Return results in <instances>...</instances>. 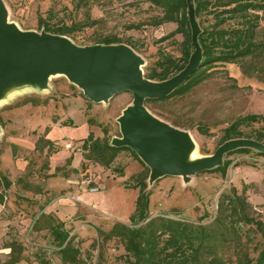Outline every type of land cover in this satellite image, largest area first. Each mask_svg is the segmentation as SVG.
I'll use <instances>...</instances> for the list:
<instances>
[{"label":"rangeland","instance_id":"obj_1","mask_svg":"<svg viewBox=\"0 0 264 264\" xmlns=\"http://www.w3.org/2000/svg\"><path fill=\"white\" fill-rule=\"evenodd\" d=\"M2 3L6 21L21 31L55 34L45 26L85 22L87 25L62 36L80 46L102 44L99 41L105 36H116L140 57L144 77L156 69L158 50L180 55L181 35L167 36L176 24L154 25L161 9L145 0ZM260 14L258 33L264 41V13ZM208 72L207 79L186 94L145 105L152 116L188 133L196 146L195 156L212 154L221 144L224 128L237 117L264 114V51L241 63L216 65ZM131 103L130 91L92 102L61 74L48 76L45 86L4 85L0 94V171L12 181L21 180L11 186L0 204V264L7 260L9 249L4 245L11 239L24 247L22 260L15 264H39L36 252L51 264H61L49 233L41 228L44 214L64 221L75 240H80L82 257L89 255L90 264H125L120 241L102 243L96 227L108 229L115 221L128 223L137 195V189L130 188L129 177L143 167L123 150L109 168L103 167L84 158L82 143L90 132L102 140L105 128L112 144L121 136L118 118ZM88 118L92 124L87 123ZM239 130L238 138L255 139L258 133L264 134V124L255 122ZM257 152L250 148L247 153L224 155L223 160L231 161L224 176L210 171L212 168L187 178L164 175L150 181L148 176L149 214L208 224L216 215L218 196L235 189L264 220V156ZM56 167L61 169L55 171ZM118 167L122 175L116 172ZM239 234L242 246L255 257V248L262 243L260 234L249 225H242ZM236 243L221 250L225 260H235Z\"/></svg>","mask_w":264,"mask_h":264},{"label":"trees","instance_id":"obj_2","mask_svg":"<svg viewBox=\"0 0 264 264\" xmlns=\"http://www.w3.org/2000/svg\"><path fill=\"white\" fill-rule=\"evenodd\" d=\"M161 9V15L153 22L161 25L164 22H173L176 28L167 36L180 34V55L173 56L163 50H158L155 61L156 69L146 75L148 79L165 80L179 72L188 62L193 52L190 41V28L186 14L185 0H145ZM194 13L200 33L198 42L201 48V59L198 67L190 76L168 95L161 98H146L144 105L164 102L174 96H182L193 87L203 82L209 76V69L221 64H237L257 53L264 51V41L260 39L258 27L261 14L264 13V0H193ZM206 23V24H204ZM87 25L85 22L60 26H45L46 31L55 34H71ZM130 27H136L131 25ZM102 44L119 43L116 36H105ZM158 69V70H157ZM243 73H249L242 68ZM262 122L264 114L249 113L234 119L223 130L221 143L232 138L241 137L240 126ZM92 124V119H87ZM103 139L94 138L92 133L84 138L82 147L84 158L109 168L120 151H128L141 165L142 170L129 177L130 188L137 189L134 208L128 217V223L115 221L108 229L96 227L100 241L108 242L113 239L120 241L124 254L125 264H264V220L253 211V205L243 193L235 189L228 194L218 196L216 215L208 224L187 222L181 218L166 215L151 216L148 211L150 191L147 190L146 179L149 168L139 159L133 149L128 146H114L107 139L106 129L103 128ZM39 140V139H38ZM255 140L264 143V134L258 133ZM250 148H237L227 152L225 156L234 153H247ZM264 156L263 153L257 152ZM231 161L224 159L222 165L210 171L224 176ZM61 168L56 167L55 171ZM122 175L121 168H115ZM21 179L12 181L0 171V204H4L7 192L13 185H18ZM30 189L29 187L22 188ZM202 215L199 219L202 220ZM44 222L41 228H46L56 255L61 264H90L89 255L82 257L79 248L80 240L70 234L64 221L51 215H42ZM40 220L37 221V224ZM200 222V221H199ZM242 225H249L260 234L262 243L256 246V256H250L241 244L239 230ZM236 243V258L234 261L225 260L220 254L228 244ZM8 248L7 260L2 264H15L22 260L24 247L14 239L4 245ZM39 264H51L50 260L34 254Z\"/></svg>","mask_w":264,"mask_h":264},{"label":"water","instance_id":"obj_3","mask_svg":"<svg viewBox=\"0 0 264 264\" xmlns=\"http://www.w3.org/2000/svg\"><path fill=\"white\" fill-rule=\"evenodd\" d=\"M193 52L186 65L161 81L143 76L140 57L127 45H76L60 34L21 31L6 21L0 0V94L7 83L46 85L44 71L57 70L76 84L92 102L106 101L122 91L132 93V103L118 118L120 137L111 145L128 146L149 168V180L164 175L187 178L199 171L222 165L223 156L237 148H252L264 154V143L249 138L222 142L212 154L200 160L182 163L177 158L192 141L188 133L152 116L145 108L146 98H161L182 84L201 59L198 42L200 27L193 0H185ZM29 76L28 80L26 77Z\"/></svg>","mask_w":264,"mask_h":264},{"label":"bare ground","instance_id":"obj_4","mask_svg":"<svg viewBox=\"0 0 264 264\" xmlns=\"http://www.w3.org/2000/svg\"><path fill=\"white\" fill-rule=\"evenodd\" d=\"M56 74H61L64 75L63 73L57 71V70H52V71H44L43 76L47 78L50 75H56ZM29 76L26 77L28 80ZM196 152V146L193 141H188L187 147L177 155V158L180 160L182 163H191L195 162L197 160H200L202 156H195Z\"/></svg>","mask_w":264,"mask_h":264}]
</instances>
